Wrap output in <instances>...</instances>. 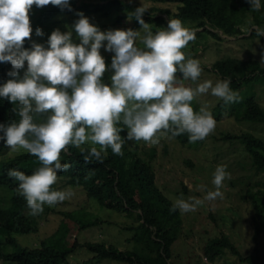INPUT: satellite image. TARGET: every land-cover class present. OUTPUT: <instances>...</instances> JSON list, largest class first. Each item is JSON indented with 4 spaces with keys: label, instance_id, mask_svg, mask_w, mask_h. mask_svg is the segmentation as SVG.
<instances>
[{
    "label": "clouds",
    "instance_id": "9594fccd",
    "mask_svg": "<svg viewBox=\"0 0 264 264\" xmlns=\"http://www.w3.org/2000/svg\"><path fill=\"white\" fill-rule=\"evenodd\" d=\"M247 2L252 11L262 7L261 0ZM48 5L72 11L70 0H0V63L11 65L7 72L11 79L0 86V98L14 105L11 110L20 118L0 124V141L16 155L27 152L37 157L41 165L31 175L16 169L7 172L18 182L16 191L26 200L27 215L40 216L45 206L55 207L75 196L71 188L53 187L58 173L70 168L61 162L70 146L84 154L85 163H103L108 149L123 156L128 141L158 146L162 138L171 141L185 133L190 143L203 141L215 131L216 120L209 105L196 111L193 101L210 94L225 105L239 102L229 79L199 82L200 61L183 51L196 34L179 19H170L167 28L153 34L143 19L147 9L141 6L131 14L141 30L101 31L79 12L72 25L79 43L73 41L71 30L56 29L45 47L32 41L29 13L33 6ZM254 30L257 37L264 36V29ZM35 35L42 37L44 32L38 27ZM30 43L31 48L24 47ZM101 48L114 53L110 84L103 82L109 67ZM185 80L195 87L185 86ZM37 117L46 119L37 123ZM213 177L215 191H208L203 199L176 198L170 211L178 209L183 215L197 211L206 201L223 199L221 189L231 174L226 166H217ZM197 190L204 191V186Z\"/></svg>",
    "mask_w": 264,
    "mask_h": 264
},
{
    "label": "trees",
    "instance_id": "16d2710c",
    "mask_svg": "<svg viewBox=\"0 0 264 264\" xmlns=\"http://www.w3.org/2000/svg\"><path fill=\"white\" fill-rule=\"evenodd\" d=\"M146 1L159 4H176L177 7L171 11L144 6L150 14L147 17L143 15V19L149 24L153 34L167 28L168 23L164 16L153 17L154 14L159 15L161 12L165 13L169 20L179 19L183 24L191 23L189 29H203L197 31L198 35H211L218 41H222L223 38L214 32L216 29L221 31L223 35L230 37L249 33L250 28L254 26L264 29V0H261L262 7L259 11H252L247 0ZM70 5L72 11L67 9L61 11L59 7L52 5L43 8L33 6L29 13L30 19H33L37 24H42L62 15V21L69 23L73 17L79 19L77 13L82 12L97 16L99 19L103 18L108 23L110 20L121 22L122 16H129L132 20L131 28L133 30L141 26L131 15L138 7L123 0H85L81 2L70 0ZM131 6L134 7L133 10L130 9ZM126 9L130 10L126 12ZM245 25H247L246 32L243 31ZM248 38H257L254 28L250 31ZM258 38L264 42L262 36ZM27 42L26 40V44ZM207 45L205 44V46ZM212 68L222 78L231 81L230 87L233 91H237L239 96L243 89V82H248L256 77H261L264 80V66L254 59L242 60L229 57L217 60ZM10 70L11 65L9 63H0V86L11 79L7 76V72ZM180 78L182 79V77ZM262 82L264 83V81ZM188 85L191 87L193 84L188 81ZM13 107L14 105L8 100L0 98V124L19 121L20 118L11 110ZM212 115L215 120L231 117L240 122L264 123V107L254 94L240 97L239 102L228 105L218 100L212 109ZM45 119L46 117H37L35 122L41 123ZM118 126L123 127L122 124ZM126 132L127 129L125 128L124 132L121 133L122 138ZM222 134L219 139L237 140L244 145L248 156L252 159L255 175L264 178V139L250 130H244L241 133L223 132ZM174 139L189 147H200L206 140L190 143L187 133ZM7 149L9 148L5 146L4 142L0 141V153ZM122 151L124 155L119 156L108 149V156L103 163H98L95 160L85 163L84 154H81L79 149L74 146L69 147L67 154L62 153L61 155V162L70 164L67 171L58 173L59 179L66 186L82 189L88 199L93 200L98 206L118 213H126L128 216L134 217L137 222L133 223V226L124 228L133 233L131 237V241L135 243L133 249L123 251L104 242H89L86 243V246L89 251L95 253V258L99 261L112 259L128 264H173L170 259L173 254V244L179 237L182 218L178 209L174 212L170 211L173 201L156 182V172L152 163L155 149L149 147L146 150V155H143L139 142H135V144L126 142ZM0 164V187L12 191L8 207L0 209V260L5 259L16 264H69L70 254L80 246L76 238L73 239L72 244H65L63 247L56 248L45 242L36 247L22 246L13 237V234H30L39 231L40 223L39 216L31 217L26 214V200L19 196L16 191L18 182L9 178L7 172L9 169H16L26 175H31L41 166L38 158L25 152L10 160L0 161ZM184 189L186 191V186ZM244 195L243 198L248 196L251 200L255 236L264 235V180L260 178L254 182H247ZM47 209L45 207V210ZM77 212L79 214L60 210L59 213L63 214V218L56 229V233L62 229L79 232L103 222L100 218H84V220L82 208ZM11 247L13 249L10 251ZM227 249L243 263L264 264V256L262 260H258L256 255H243L231 242L229 236L224 233L213 236L204 245V252L212 261L216 260ZM80 264H85V262Z\"/></svg>",
    "mask_w": 264,
    "mask_h": 264
},
{
    "label": "rangeland",
    "instance_id": "374dc122",
    "mask_svg": "<svg viewBox=\"0 0 264 264\" xmlns=\"http://www.w3.org/2000/svg\"><path fill=\"white\" fill-rule=\"evenodd\" d=\"M85 0H79V2ZM132 6H145L146 8H162L174 11L177 7L174 4L152 3L146 0H123ZM96 2V1H95ZM130 9H134V7ZM130 9H126L128 12ZM116 13V12H114ZM148 10L143 14L149 16ZM89 18L90 23L97 26L101 31L108 30H127L131 28V18L122 16L121 22L110 20V24L103 18L84 14ZM116 16V15H115ZM119 16V15H118ZM164 16L168 23L169 18L161 12L159 15L154 14L153 17ZM117 17V16H116ZM68 18V16H66ZM121 18V17H120ZM78 18L73 17L69 23L62 21V15L54 17L52 20L42 24H37L30 19L33 29L32 41L43 44L47 47V41L51 33L59 29L62 33L67 31L73 32V41L79 43V39L72 28L74 22ZM108 23V24H107ZM193 23V22H192ZM189 28L192 24H183ZM42 29L44 36L37 37L35 35L36 28ZM142 26H138L134 30H141ZM251 27L249 30H252ZM195 31L196 39L189 43L183 49L186 55L191 58L198 59L203 69L199 82L212 80L213 84L222 78L213 68L212 65L217 60L225 58H238L242 60H258L264 66V42L260 38H248L249 33L242 36L230 37L223 35L221 31L214 30L223 40L218 41L211 35H198L197 31L203 29H192ZM243 31H247V25L243 27ZM143 34V33H142ZM245 35V37H243ZM247 36V37H246ZM264 38V36H262ZM31 42V41H30ZM106 44V42H105ZM205 44H208L205 46ZM138 46L143 47L142 44ZM25 48H31L24 44ZM101 55L106 58V65L109 71L104 74L103 82L110 84L111 76L114 70L111 69V62L114 53H110L101 48ZM27 68L25 63V69ZM180 78V77H178ZM188 81H182L185 86ZM264 81L261 77H256L248 82H243L240 97L251 96L254 94L264 107ZM191 82V81H190ZM192 83V82H191ZM193 84V83H192ZM191 87H195L193 84ZM218 103L216 97L209 95L202 96L198 100L193 101L194 110L207 104L212 113L213 107ZM244 130H250L257 136L264 139V123L240 122L231 117L216 120L215 131L206 138L205 143L200 147H189L182 145L178 140L171 141L164 138L158 146H150L143 141H128L129 144L139 142L142 154L146 155L147 148L155 149V156L152 163L156 172V182L161 190L174 202L176 198L188 200L189 197L203 199L208 191H215L212 184L213 174L217 166H226V171L231 174V179H226L223 192V199L217 198L215 201H206L197 211L181 214L182 223L180 225L179 237L173 244V254L170 259L173 264H247L241 262L237 256L233 255L230 250H225L216 260H210L204 252V245L215 235L224 233L240 250L243 255H256L258 260H262L264 256V235L255 236L252 223L253 208L251 200L245 196L246 183L254 182L264 178L255 175V169L252 167V159L248 156V152L237 140L219 139L223 132L241 133ZM133 147V145H130ZM25 153V152H23ZM16 156L10 149L0 153V161L10 160ZM26 167V165H24ZM1 170V164H0ZM264 177V176H263ZM60 179L54 185V190H66L71 188L75 192V196L71 200L63 202V204L55 207H47L43 214L38 217L40 230L30 234H13V237L22 246L36 247L42 242L60 248L65 244H72L76 238L80 246L74 250L69 258V264H128L118 262L112 259L97 260L95 253L89 251L86 243L104 242L107 245H114L119 250L133 249L135 243L131 241L132 231L125 230L127 226H133L137 223L134 217L128 216L126 213H118L109 209L98 206L93 200L88 199L85 192L80 188L66 186ZM204 186V191H198L200 186ZM186 186V191L184 189ZM12 191L0 187V209H4L9 205V199ZM83 209V219L100 218L103 222L99 225L90 226L79 232L70 230H60L56 233L63 214L60 210L79 214L77 211ZM27 214V212H26ZM74 216V215H73ZM76 218V216H74ZM84 219V220H85ZM77 224V223H76ZM13 247L9 250L11 251ZM0 264H16L5 259L0 260Z\"/></svg>",
    "mask_w": 264,
    "mask_h": 264
}]
</instances>
